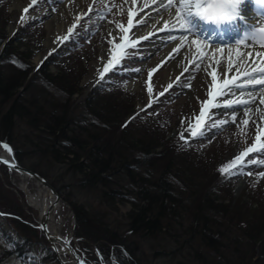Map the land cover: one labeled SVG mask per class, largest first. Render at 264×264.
<instances>
[{"label": "rangeland", "instance_id": "rangeland-1", "mask_svg": "<svg viewBox=\"0 0 264 264\" xmlns=\"http://www.w3.org/2000/svg\"><path fill=\"white\" fill-rule=\"evenodd\" d=\"M68 1H70L69 14L62 11ZM134 5L133 0H0V38L3 39L1 47L15 38L13 45L9 48L11 56L3 59L2 71L7 74L12 73L21 65L20 63H23L22 68L29 67L32 72L29 73V78L31 76L34 78L35 71L40 69L55 52L72 55V59L79 66V71H76L83 75H81L80 85L84 88L81 93L73 96L74 106L81 104L97 85L107 79L108 75L117 78L114 80L115 87L118 88L115 93L122 92L129 99L134 97L135 124L127 126L134 128L136 125L143 126L147 122L155 126L160 124L157 130L163 136L169 132L167 139H177L183 142L193 138L201 139V142L193 143V147L195 146L196 149L200 147L206 152L204 159L216 166L219 177L232 179L227 184L229 189H233L232 196L229 197L230 194L225 191H221L222 193L216 191L215 197H223L218 203L230 205L240 200V203L253 207L260 203L264 204V176L260 175L264 173V151L244 156L242 167L237 165L239 171L236 174L229 175L219 171L222 166L236 159L237 155L256 144L257 135L261 138L264 134V105L256 106V112L251 111L250 107H247L250 110L245 112L242 106L237 105L234 108H206L205 115L201 116L202 104L210 99L208 93L212 87V77L210 76V80L204 85L203 77L201 74L199 75L200 72L193 70L194 68L190 71H183L185 69L172 71L171 56L168 55L171 45L168 42L162 45L158 44L157 40L149 42L142 40L135 48L125 49L129 55L118 66L116 65L118 72L111 74L103 72L104 78L101 79L103 69L106 66L111 67L108 63L112 59L110 53L114 50L119 51V49H115V45L124 42L123 38L128 35L130 29L128 20L130 12L131 19L134 17ZM25 8L28 9L27 13L23 11ZM143 12L147 13L146 10ZM62 18H65L64 23H66L64 35L60 44L54 46L58 40L55 39L59 35L58 22ZM144 20L148 21V19ZM120 25H123L128 31H122ZM145 27L147 25H142L139 29ZM72 31L71 39L67 40ZM136 37H130L128 40L135 42L137 41ZM147 39L149 38L147 37ZM250 43L264 51V47L259 43L252 41ZM7 59L10 60L7 61ZM208 67L212 71L218 69L216 65L212 64L206 65L205 70L208 71ZM58 68L56 64H51L48 67V72L54 75L59 72ZM205 70L203 71L206 72ZM35 79L38 80L33 81V85L31 84L32 86L24 92V98L27 100L38 98L36 101H48L51 98L49 100L51 102L48 103L54 108V103L61 100L58 99L55 88H50L51 85L42 83L44 81H41V77L38 75ZM161 93L163 94L161 95ZM45 95H48L47 98ZM226 101H228L227 97H222L220 102L224 104ZM7 106L10 107L11 103L9 102ZM7 109L0 104V139L7 141L13 147L20 163L41 174L45 173L47 179L57 188L64 199L71 205L74 204L84 209L87 215L94 216L99 222L100 228L94 227L91 228L92 232L88 231L84 226H78L74 207L75 218L72 211L64 205L57 216L56 223L63 222L60 230L62 236L70 240L71 246L85 264H180V262L187 264L186 258L181 255L175 254L174 257L155 255L157 251H166L174 246L168 240L145 239L139 230L130 233L127 218L128 214L133 211L132 203L117 201L115 204L117 212L116 208L109 207L102 202L97 190L91 192L80 186L79 182L82 176L74 173V169H69L67 165L66 167L62 164L52 163L50 159L41 158L40 155H31L34 151L31 149V144H35L33 142L39 134L36 129L30 127L29 122L34 120L29 117L25 120L23 118V122L6 119ZM76 112L81 114L80 118L88 121V113L86 114L81 108L76 109ZM233 115L235 116L234 122ZM130 119V117L127 118V122ZM243 120H247L248 123L244 124ZM199 122L203 125L199 126ZM88 124L91 122L88 121ZM190 125L193 129L198 125L196 131L203 128L205 134L192 136L187 130ZM181 132L184 134V139L180 138ZM160 136L161 134L158 135L159 138ZM260 143H264V136ZM2 151L0 148V153ZM132 152L129 155L127 152L124 154L128 158L136 157ZM117 156L118 154L114 153L112 158L116 159ZM122 159L119 157V160ZM110 162L114 163V161ZM139 170V175H142L144 169ZM170 172L172 177L170 181L173 190L177 193L173 192L174 198L180 200L181 203L189 204L190 200L187 195L183 194L186 190L178 178L183 171L176 164V168ZM149 174L154 176L151 171ZM158 176L162 177L161 174ZM146 181H148L147 178L143 183H135V189L133 188L130 193H133L132 196L136 199H140V197H136L140 194H136V190L141 191V188L148 184ZM198 181L197 178L194 180L195 183ZM214 182L211 184L212 187ZM24 183L25 180L16 174L9 173L7 168L0 165V213H3L0 215V264H59L56 258L52 257L45 237L40 236L42 232L38 228V211L30 205L27 195L22 189ZM29 190L36 194L38 186L31 181ZM187 190H189L188 193L194 194L199 189L198 186L192 185L188 186ZM172 200V198L166 200L168 207L173 203ZM180 204L175 203L170 211L179 213L180 217H184L187 222L198 225V228H195L196 235L203 232V227L210 229L212 226L213 230V226H215L219 232L224 233L225 228L229 226L226 220L228 217L216 213L209 216L203 213L205 211H201V213L211 222L208 223L207 220L199 225L194 218L187 217L188 211L181 208ZM106 213H110L108 217L105 216ZM118 214L122 217H119ZM172 214L174 213L170 214L171 217H173ZM111 221L115 223L114 226H111L112 230L119 228L118 236H114L115 230L111 233L108 228L104 230L102 227V223ZM73 223L75 224L74 236L76 235L77 239H74L71 234ZM105 225L107 226V224ZM33 229L39 230V236ZM77 231L80 234H77ZM83 235L94 237L92 239L95 241L85 238ZM97 237L100 239L97 240ZM230 237L237 244V248H241L243 241L247 240L246 235L241 231H238L237 237L232 234ZM114 238L127 245H133L136 242L138 250L133 247L136 250L135 255H131L123 243H116ZM195 247L200 248V251L203 249L200 242H197ZM204 254L207 256L206 251ZM189 259L190 263L192 260L199 264L205 263L201 262V259L198 260L197 257H189ZM261 264H264V261Z\"/></svg>", "mask_w": 264, "mask_h": 264}, {"label": "trees", "instance_id": "trees-1", "mask_svg": "<svg viewBox=\"0 0 264 264\" xmlns=\"http://www.w3.org/2000/svg\"><path fill=\"white\" fill-rule=\"evenodd\" d=\"M13 40L0 49V104L8 108L6 119H16L21 122L23 118L34 120L29 122L30 127L36 129L39 134L33 142L35 144H31V149L34 150L31 155H40L41 158L50 159L52 163L67 165L69 169H74V173L82 176L80 186L91 192L97 190L102 202L116 208L117 212L115 205L117 201L132 203L133 211L128 214V218L126 217L130 233L139 230L145 239L153 241L166 239L174 245L169 250L155 252L156 256L181 255L186 258L187 264H199L193 260L190 263L189 257H197L198 260H202L201 262H205L204 264H261L264 261V204L260 203L253 207L240 203V200L230 205L218 203L223 197H215L216 191H225L230 194L229 197L232 196L233 189L227 186L232 179L219 177L216 166L204 159L206 152L200 147L198 149L193 147V143L200 140L183 142L167 139L169 132L163 136L157 130L160 124L155 126L147 122L143 126L136 125L134 128L127 126L135 124L134 97L129 99L122 92L116 94L118 88L115 87L114 80L117 78L111 75L97 85L81 104L74 106L73 96L84 89L80 85L82 74L76 71L79 66L72 59V55L63 52L51 55L46 63L35 71V74L41 77V81H44L42 83L55 88L58 99H61L60 102L54 103L55 106L52 108L48 103L51 102L49 101L51 98L47 99L48 101H36L38 98L25 99L24 92L33 85V81L38 80L35 79L36 75L34 78L32 76L29 78L31 71L29 67L22 68L23 63L9 74L1 68L3 59L11 56L9 48L13 45ZM2 43L3 39L0 38V47ZM51 64L59 67L58 73L53 75L48 72ZM47 96L45 95L46 98ZM9 102L10 107L7 106ZM79 108L88 113V121L91 124L79 117L81 114L76 112ZM129 117L131 119L127 122ZM129 151H133L136 157L128 158L124 152L129 155L131 153ZM114 153L118 154L116 159L112 158ZM119 157L123 159L119 160ZM110 161H114L115 164ZM176 164L183 171L178 178L186 190L183 194L187 195L189 204L181 203L173 196V192L177 193L173 190L170 181L172 179L170 171L176 168ZM139 169H144L142 175H139ZM149 171L154 176H151ZM42 174L47 178L45 173ZM159 174L162 177L158 176ZM145 178L148 179L146 181L148 184H145L141 191L136 190V194L140 193L136 196L140 199H136L130 192L135 187V183H143ZM196 178L199 180L197 183L194 182ZM212 182H214L213 187ZM192 185L198 186L199 189L194 194L188 193L187 190V187ZM169 198L173 199V203L168 207L166 200ZM177 202L181 203V208L188 211L187 217L194 218L199 225L207 220L208 223L211 222L201 213L205 211L203 213L209 216L216 213L228 217L226 220L229 226L225 228L224 233L219 232L215 226H213L214 232L212 226L210 229L203 227V232L196 235L195 228H198V225L187 222L179 213L170 211ZM72 205L78 226H84L91 232L93 230L91 228H100L94 216L87 215L84 209ZM171 213H174L173 217L170 216ZM109 214L106 213L105 216L108 217ZM102 224L104 230L108 228L111 233L115 230L114 236L120 234L119 228L111 229L115 224L113 221ZM105 224L112 225L107 227ZM33 230L39 236V230ZM238 231L244 232L247 237L241 248H237V244L230 237L231 234L237 237ZM77 234L80 233L77 231ZM83 236L95 241L92 239L94 237ZM96 239L99 240L100 237ZM115 241L126 245L124 247L131 255H135L136 250L133 247L138 250L136 242L127 245L119 239ZM197 242L202 243V251L195 247ZM205 251L207 256L204 254ZM51 255L55 257L52 250Z\"/></svg>", "mask_w": 264, "mask_h": 264}, {"label": "bare ground", "instance_id": "bare-ground-1", "mask_svg": "<svg viewBox=\"0 0 264 264\" xmlns=\"http://www.w3.org/2000/svg\"><path fill=\"white\" fill-rule=\"evenodd\" d=\"M134 1V17L132 19V26L130 27L127 35V39L130 37L137 36L136 40L140 42L146 41L145 37L147 36L150 41L157 40V43H170V52L168 53L171 56V64H172V71L179 69H185L183 71H190L192 68L193 70L200 72L199 75L203 77L202 83L207 84V81L210 80V73L212 70H205L206 65H216V74L218 77V82H222L224 80L228 81H235L236 83H243L246 84V87L242 89L235 90L234 93L230 92L228 95L219 96L216 98V103L221 104V98L227 97L228 101H232L235 103L237 100H245L248 101L249 105H237L242 106L247 112V110L254 112L257 111V107H261L264 105V85L258 83L260 77H256L255 79L249 81V79H245V72H252V69L257 67L264 66V55H257L258 53L264 54V51H261L257 47H249L240 46L239 44H227V45H207L201 42L202 45H206V48L202 50L205 52L203 57L199 56V53L196 51V46L191 43L192 40L198 39L195 35L189 34L187 38H184L183 30H181L178 26L172 28L173 22L176 20V11L179 9L178 0H174L173 8L169 9V11H163L162 6H159V0H133ZM165 4H167L168 0H164ZM70 6V1H68L65 6L63 7V12H69L68 8ZM147 13H144L145 11ZM160 14H157V13ZM69 14V13H68ZM138 18V19H137ZM194 21L199 22L198 17H193ZM144 19H148L145 21ZM65 18H62L59 23V31L58 36L55 40L57 42L54 46L60 44V40L62 39L66 27V23H64ZM252 23H260L264 24L262 20H253ZM64 23V24H63ZM167 23L169 28L172 29L169 31L168 29H164V24ZM63 24V25H62ZM142 25H147L144 29H139ZM138 28V29H137ZM263 28V27H261ZM161 37V38H160ZM175 38V40H173ZM231 40V35L224 34L219 37L214 38V41L217 42H229ZM143 44V42H142ZM223 48L224 52L221 53L217 51V49ZM231 49V53L229 52ZM239 49V55H237L236 50ZM250 53V55H249ZM229 55H231V63H229ZM219 61V63H217ZM198 65V67H197ZM218 65V66H217ZM110 66V65H109ZM205 70L206 72H204ZM203 71V72H202ZM204 73V74H203ZM244 78V79H243ZM229 88L232 87L231 84L228 85ZM259 101V102H258ZM256 102L258 104L256 105ZM257 106V107H256ZM250 107V109H247ZM244 112V111H243ZM264 112V111H263ZM245 114V113H243ZM200 122L198 125L200 126ZM198 125L194 130L198 129ZM1 156L7 158L6 152L2 151ZM23 180H25L23 178ZM34 182V181H33ZM35 183V182H34ZM35 185L38 186V191L34 194L32 191H28V201L32 205H39L43 206L50 202V197L47 195L46 191L40 187L37 183ZM26 186V180L23 185ZM29 188V183H28ZM61 212V210H60ZM63 222L56 224V232L61 234L60 230L62 228ZM62 235V234H61ZM63 237V236H62ZM65 238V237H64ZM70 241L69 239H67ZM61 248L64 250L65 256L70 259L71 264H78L76 260H74L70 255L75 254L81 260L79 255L75 252L74 248L71 244L67 245L65 243L61 244ZM72 249V250H70Z\"/></svg>", "mask_w": 264, "mask_h": 264}, {"label": "snow or ice", "instance_id": "snow-or-ice-1", "mask_svg": "<svg viewBox=\"0 0 264 264\" xmlns=\"http://www.w3.org/2000/svg\"><path fill=\"white\" fill-rule=\"evenodd\" d=\"M258 4L264 5V0H257ZM179 9L176 11V20L172 24V28L179 27L181 30H183L184 38L186 39L189 34L197 35L199 36L200 33L197 32L195 25L193 24V17H199L203 20H208L216 24L217 26L224 25V24H232L237 19L245 20L244 15H242L243 12V0H178ZM159 6H162L163 11H169V9L173 8L174 6V0H168L167 4H165L164 0H159ZM24 13H27L28 9L25 8ZM157 14H160L159 12ZM247 22V21H245ZM129 27L132 26V19H131V12H130V18L128 20ZM120 28L122 31L127 32L128 29L124 28L123 25H120ZM164 29H168L171 31L172 29L169 28V25L167 23L164 24ZM147 39V37H145ZM175 40V38H173ZM123 41L121 44L115 45V49H119V51H113L110 53L112 55V59L109 60V65L111 67L106 66L103 71L101 72V79L104 78L103 72L113 71L116 68V65H118L125 57L129 55L128 52L125 51V49L131 47L135 48L138 41H129L127 37L123 38ZM246 41H252L259 43L261 46H264V28L257 29L255 26L251 28L250 31L245 32L243 36L235 41L236 44H245ZM193 45L196 46V51L199 53L200 57H203L205 55V52L202 50L203 48H206V45H202L201 41L199 39H194L191 41ZM217 51L223 53L224 49L219 48ZM231 49H229V52L231 53ZM237 55H239V49L236 50ZM250 55V53H249ZM257 55H264L261 53H258ZM219 63V61H217ZM229 63H231V55H229ZM198 67V65H197ZM136 71H139V69H136ZM212 77V87L209 91L208 95L210 99L208 101H205L202 104L201 107V116L205 115V109H211V108H234L236 105H247L249 102L245 100H237L235 103L232 101H226L224 104H217L216 98L219 96L228 95L230 92H233L238 89H242L246 87V84L243 83H236L233 81L224 80L222 82H218V77L216 74V71L213 70L210 73ZM243 75L247 76L249 81L255 79L256 77H260L258 80V83L261 85H264V66L257 67L252 69V72H245ZM231 84L232 87L229 88L228 85ZM163 93H161L162 95ZM210 119V117H209ZM233 122L235 121V116L233 115L232 118ZM244 124H247V120L242 121ZM216 126V125H212ZM192 136L197 135H204L203 128L200 131H196L192 128L190 125L187 129ZM180 138L184 139L183 132L180 133ZM260 136H256L257 143L253 144L251 147L243 151L240 155H237L236 159L232 160L229 164L222 166L219 171L225 174H236V172L239 171L237 168V165H240L242 167L243 164V158L244 156H247L249 153H258L261 151H264V143H260ZM5 150H7L10 154L9 160H0V162L9 164L11 168H15V164L11 163V149L10 147L5 143L2 145ZM249 175L251 173H248ZM261 176H264V173L260 174ZM0 215H3V213H0ZM43 227V226H41ZM66 243L70 245V241L67 240V238H63ZM72 250V249H70ZM78 264H85L84 260L81 259L78 261Z\"/></svg>", "mask_w": 264, "mask_h": 264}, {"label": "water", "instance_id": "water-1", "mask_svg": "<svg viewBox=\"0 0 264 264\" xmlns=\"http://www.w3.org/2000/svg\"><path fill=\"white\" fill-rule=\"evenodd\" d=\"M5 143L6 142L0 140V147L3 150L5 149L3 148L2 145ZM6 144L12 150L11 163L15 164V168H11L9 164L3 162H0V164L5 166L10 171L11 174H17L26 180V186H24L23 190L27 195V197H28V183L31 181L37 183L40 187H42L46 191L47 195H49L50 197L49 203L44 204L43 206H39V205L35 206L31 204V206H33L38 211L39 228L43 232L49 244V247L55 253L57 261L60 264H71L70 259L65 256L64 250L61 248V244L65 243L68 245V243H66L63 237L56 232V218L59 214L60 208L63 205L67 206L72 211L73 217L75 218V214L71 204L61 196L57 188L54 185H52L44 176H42L40 173H38L35 170H32L30 168H27L26 166L21 165L15 157L12 146L8 143ZM5 152L7 154V158L0 155V160L10 159L9 152L7 150H5ZM74 227L75 224L73 223L71 228L72 236H74ZM70 256L77 262L80 261L77 255L71 254Z\"/></svg>", "mask_w": 264, "mask_h": 264}]
</instances>
